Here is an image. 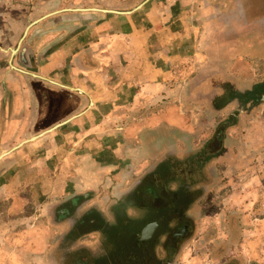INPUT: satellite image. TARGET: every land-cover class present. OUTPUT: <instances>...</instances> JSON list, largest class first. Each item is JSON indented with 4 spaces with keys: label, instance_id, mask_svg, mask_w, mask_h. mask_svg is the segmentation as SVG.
I'll list each match as a JSON object with an SVG mask.
<instances>
[{
    "label": "crops",
    "instance_id": "1",
    "mask_svg": "<svg viewBox=\"0 0 264 264\" xmlns=\"http://www.w3.org/2000/svg\"><path fill=\"white\" fill-rule=\"evenodd\" d=\"M82 1L88 0H0V156L4 158L2 164L9 166L4 185L9 187V193L5 194L1 187L0 199L12 198L18 205L16 210L8 212L0 209V216L23 211V195L20 199L15 193L18 183L27 184L24 189L29 186L40 189L36 196L40 193L39 196H44L53 192V183L60 180L64 183L63 190H71L77 212L87 209L76 205L77 196L84 193L96 199V208L86 210L90 213L89 234L109 229L110 225L100 221H112L113 207L127 214L119 218L121 222H130L128 216L133 209L130 197L142 200L150 196L155 203L154 213L169 211L175 206L171 217L165 218L167 227L186 223L183 217L194 216L205 191L226 178H222L224 170L221 172L225 166L219 163L233 166V171L226 170L225 176H234L246 167L244 164L254 161L241 159L245 155L241 151L243 146L228 133L259 110L251 103L256 93L264 90V10L257 12L256 0H250L248 11H241L244 4L234 0L233 8H229L230 13L238 11L234 17L229 14L236 22L233 45H226L224 36L219 34L218 43H210V35H203L197 46L190 23L194 18L189 14L191 8L178 5L176 0H145L140 3L141 7L136 6L130 12H107L100 19L95 10L103 8L82 7ZM219 19L217 14L208 26ZM246 30L252 32L250 37L243 34ZM211 44H215L213 50L209 48ZM200 52L238 56L233 73L220 67V60L225 57L217 56L215 66L210 62L202 64L201 75L208 77L206 81L211 74L216 79H225L224 82L227 80L230 92L234 91L231 98L240 104L246 102V108L239 115L234 114L237 119L232 125L217 130L222 153L216 156L222 157V162L215 165L216 156L207 158L203 176L192 178L191 182L175 173L172 180H180L181 184L173 187L158 176L156 180L161 185L152 197L135 188L141 185V178L133 187L129 181L134 179L137 166L156 172V165L164 154L174 151L178 155L184 150L177 142L164 143L162 131L167 128L174 131L171 127L177 124L178 117L176 105H166L164 109L162 102L167 99L169 104L177 102L176 65L186 62L190 70L194 54ZM222 112L219 115L224 117ZM238 128L241 126L237 125ZM189 139L187 154L196 147ZM13 149L16 150L5 156ZM254 149H257L253 152L256 157L264 145ZM41 159L42 165L47 166L44 172L38 168ZM3 176L0 173V179ZM260 180L264 182V177ZM230 190L231 187L225 194L228 197ZM25 196L33 200L28 192ZM253 196H258L257 191ZM166 197H170L169 202H158ZM183 200L186 205L181 203ZM144 206L147 207L146 203ZM97 214L104 218H97ZM85 219H81L79 226ZM156 222V230L150 236L161 227V219ZM233 225L236 229L239 226L235 220ZM5 228L8 227L0 226V236ZM24 233L19 232L27 239ZM28 241L23 242L26 248L31 243ZM251 242L252 239L244 237L240 243L245 252L250 250ZM121 256H125L123 262L129 260L128 252Z\"/></svg>",
    "mask_w": 264,
    "mask_h": 264
},
{
    "label": "rangeland",
    "instance_id": "2",
    "mask_svg": "<svg viewBox=\"0 0 264 264\" xmlns=\"http://www.w3.org/2000/svg\"><path fill=\"white\" fill-rule=\"evenodd\" d=\"M143 1L145 0H88L87 3L82 1L81 6L130 10ZM176 1L178 5H182L184 8H191L189 14L194 16V18L192 17L193 21L190 22L193 24L195 32L194 44L199 46L203 35H210V43L213 41L218 43L219 38L216 36L220 34V36H224L226 45H233L236 34L233 24L236 22L233 18L230 19V15L234 17L238 11L235 10V13H230L232 9L229 8H233L234 0ZM241 2L244 4L241 11H248L250 0H241ZM254 5L257 12L264 10V0H256ZM95 11H97V18L99 19L102 14L107 13L101 9ZM217 14H220L218 22L208 26ZM243 34L250 37L252 32L246 30L243 31ZM214 46L215 44H211L209 48L213 50ZM233 55L231 53L200 52L194 54L190 70L186 68V62L176 65L177 73L174 75L177 82L175 89L178 100L169 104L170 100L167 99L162 104L164 109L168 105H171L170 107L176 105L175 112L178 121L171 128H174V131L177 128V131L174 132L167 128V130L162 131V137L164 143L177 142L184 150L178 155L174 151L164 154L156 165V172L152 170L149 172L145 169L146 167L137 166L134 179L129 181L130 187L138 184V178H141L142 181L139 182L141 185L157 190L159 189L157 185H161L155 181L158 176L162 178L163 183L173 187L181 184L180 180L178 182L175 181V178L172 180L175 173H178L179 178L185 177L191 182L192 178L203 176V166L206 165L207 158L211 159L213 156L222 153L221 140H218V143L216 140L217 130L219 128L223 130L225 125L226 127L232 125L237 119L236 115H239L246 108V102L240 104L231 98L234 91L230 92L227 80L224 82L225 79H216L214 74H211L210 81H206L208 77L204 78L201 75V66L207 62L215 66L217 56H224L225 59L220 60V67H226L229 73H233V64L238 58L237 55ZM211 67H209L210 71L213 70ZM262 87H264V83ZM192 91L193 93H190ZM256 94L257 97L251 104L258 106L259 110L252 117L237 124L241 128L236 129V125L228 133L231 138L243 146L241 151L245 155H242L241 159H249V161L253 159L254 161L249 165L244 164L246 167L234 176L232 174L225 176L226 170L231 169L233 171V166L230 167L223 163L222 157H215V165L216 162L220 161L222 163L219 164L223 165L221 167L225 166L221 172L224 170L222 178H226H223L219 185L217 183L212 184L208 192L205 191V195L201 197L202 200L198 204L197 212L187 219L184 232L182 228L179 229L181 233L183 232V237H176L177 229H175L174 224L172 227H167L165 222V218H170L174 213L171 210H176L175 206L170 207L169 211L154 213L152 206L155 203L150 196H146L142 200L137 197L129 198V203H132L133 207L130 216H128L130 222H121L119 218L122 215L125 218L127 214L119 213L113 207L114 217L112 221L107 219L100 221L110 225L109 229L103 232L99 231L97 234H89L90 215L88 214L90 213H86V210L96 208L94 205L96 199L93 196H85L84 193L77 196L76 205L81 204L87 207L83 212H77L75 202L72 201L73 197H70L71 190L69 188L63 190L64 183L60 180H55L54 189L51 190L53 192L44 196H39L42 193L36 196L41 190L30 187V182H27L29 189H24L27 184L20 182L23 186L18 183L15 193L19 195L20 199L23 195V211L18 214L12 211L15 213H6L3 214L4 216H0V226L6 225L8 227L3 229L2 236H0V264H264V182L260 180L264 177V150H258L256 157H254L257 150L254 148L264 145V90H259ZM185 96L187 99H184ZM223 108H226L225 112L221 111ZM218 111L220 114L222 112L224 117L219 115ZM218 123L219 125H217ZM188 139L194 141L196 146L195 151L190 152V154L185 153L188 148ZM214 141L215 143L212 144ZM207 148H210L211 155L207 153ZM15 150L7 151L5 156L10 155ZM168 150L169 148H167ZM205 152L206 154L203 155ZM3 160L4 158L1 156L0 173L4 176L0 179V188L2 187L4 193L7 194L9 187L4 185L7 184L8 177H5V172L9 166L6 168L7 165L2 164ZM41 161L42 159L40 165L37 166L41 172H44L47 166H43ZM145 170L146 173L144 174ZM238 174L239 177H237ZM55 175L57 178L58 174L55 173ZM230 187L232 191L230 190L231 195L228 197L225 194ZM232 187L234 188L232 189ZM255 189L258 196H253V193L256 192ZM44 190L47 188L45 187ZM199 190L201 193V189ZM26 192L33 199L32 201L26 198ZM134 194L135 191H133ZM190 197L189 195L188 198ZM169 200L170 197H166L159 199L158 202L167 203ZM145 203L147 207H143ZM181 203L186 205V200ZM0 205V209L4 212L16 210L18 207L12 198L6 197L0 199ZM99 216L104 218V216L97 214V218ZM82 218H86L85 222L79 226ZM159 218L162 222L156 234L145 235L144 230L147 227H156V219ZM234 220L239 224L237 229L233 225ZM155 230L153 228L154 232ZM24 231V234H27L28 242H31L27 247L28 249L23 245V242L27 240L25 235L19 234V232ZM138 233L141 234L140 240L136 237ZM249 235L252 242L251 245H248L250 250L245 252L240 243L244 237H248L250 240ZM77 236L80 238H76ZM139 241L141 245H139ZM125 251L129 253V260L123 262L122 259L125 256L123 257L121 254Z\"/></svg>",
    "mask_w": 264,
    "mask_h": 264
},
{
    "label": "trees",
    "instance_id": "3",
    "mask_svg": "<svg viewBox=\"0 0 264 264\" xmlns=\"http://www.w3.org/2000/svg\"><path fill=\"white\" fill-rule=\"evenodd\" d=\"M222 149V148H221ZM214 154L216 153V151L215 152H213ZM206 154V152L203 154V155H205ZM203 163V162H202ZM204 169V168H203ZM204 172V171H203ZM155 181H157L159 184H160V181H158V180H156V178H155ZM158 186V185H157ZM158 188H159V186H158ZM137 190H139V191H141V192H143L142 190H144V191H146L149 195H151L152 197L155 195V193L157 192L156 190H155V188H150L149 186L148 187H146V186H143V185H141V186H137ZM158 190V189H157ZM155 197V196H154ZM74 200V199H73ZM63 214V213H62ZM188 218L187 217H183V221L184 220H187ZM186 222V221H185ZM186 223H180L178 226H176L175 227V229H177V231L175 232V236L176 237H183L184 235H183V232H184V229H185V225ZM183 229V232L181 233L180 231H179V229ZM187 229V228H186ZM179 231V232H178ZM187 233V232H186ZM141 234H137V239H141L140 236ZM146 240V239H145ZM147 242H148V240H147ZM139 243H140V241H139ZM139 245H141V243L139 244ZM145 247V246H144Z\"/></svg>",
    "mask_w": 264,
    "mask_h": 264
},
{
    "label": "water",
    "instance_id": "4",
    "mask_svg": "<svg viewBox=\"0 0 264 264\" xmlns=\"http://www.w3.org/2000/svg\"><path fill=\"white\" fill-rule=\"evenodd\" d=\"M142 6V4H140L139 6H137L136 8H138V7H141ZM102 10H104V11H106V12H130L131 10H128V11H121V10H116V9H107V8H103ZM32 25V24H31ZM30 25V26H31ZM29 26V27H30ZM29 29V28H28ZM28 29H27V31H26V33H25V36H26V34H27V32H28ZM58 126V125H57ZM35 137H37V136H35ZM34 137V138H35ZM1 157V156H0ZM153 228H155L154 226H151V227H147V229L146 230H144V234L145 235H151V232H153Z\"/></svg>",
    "mask_w": 264,
    "mask_h": 264
},
{
    "label": "flooded vegetation",
    "instance_id": "5",
    "mask_svg": "<svg viewBox=\"0 0 264 264\" xmlns=\"http://www.w3.org/2000/svg\"><path fill=\"white\" fill-rule=\"evenodd\" d=\"M217 138H218V140H219V136H218Z\"/></svg>",
    "mask_w": 264,
    "mask_h": 264
}]
</instances>
